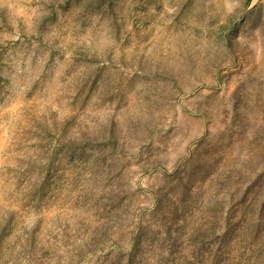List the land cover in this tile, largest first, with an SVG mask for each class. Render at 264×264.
<instances>
[{
  "label": "rangeland",
  "instance_id": "obj_1",
  "mask_svg": "<svg viewBox=\"0 0 264 264\" xmlns=\"http://www.w3.org/2000/svg\"><path fill=\"white\" fill-rule=\"evenodd\" d=\"M0 264H264V0H0Z\"/></svg>",
  "mask_w": 264,
  "mask_h": 264
},
{
  "label": "crops",
  "instance_id": "obj_2",
  "mask_svg": "<svg viewBox=\"0 0 264 264\" xmlns=\"http://www.w3.org/2000/svg\"><path fill=\"white\" fill-rule=\"evenodd\" d=\"M204 31H208V29L206 30H201V32H204ZM214 33H219L217 31H214ZM196 36L193 37V39L195 38ZM198 38V37H197ZM214 39V37H213ZM190 42V41H189ZM194 43H196L195 41H193ZM211 46V45H210ZM226 47V46H225ZM229 49V46L226 47V49ZM185 51L186 53L188 54L186 57H184L185 59L189 60L191 59V55L193 53V43L190 42V44H185ZM210 49L212 51H215V49L217 51H220L221 50V59L224 58L225 55H229L227 53H224V49L223 47L221 46H212L210 47ZM180 52H181V55L180 57H182V47L180 48ZM228 57V56H227ZM229 58V57H228ZM192 64V63H191ZM175 78V83H174V87L177 91H179L178 87H181L182 84L180 83H176V80L177 81H181L182 79H193L195 80L196 77H191V76H187L186 73H182V71H178L177 72V76H174ZM215 79V78H213ZM179 84V85H177ZM186 111V110H185ZM183 111L182 108H180L179 110H175L174 107H172L169 112L172 113V115L170 117H168V121H166V119H164V117H162L161 120H159L156 125H152L151 128L152 129H156V128H163V129H166L169 127H173V126H176V125H179L181 126L182 124L184 125V129H185V137L184 139L180 140L178 142V145H179V150L176 151V149H173L172 147H169L170 146V138L171 136L169 135L167 137V139H162L163 141H156L155 139L152 141L151 145H154V146H157L156 149L159 150V151H163V152H166V153H171V156L170 158L168 159V161H161V160H157L158 162L156 163L157 167L159 168H169V167H174L176 165V163L180 160L183 159V157L186 155V146L188 144H190L194 139L195 137H197V133H198V127H199V124H201V126H203V123H204V118H203V115L201 116V118H199L196 114L192 115L193 111ZM178 113V114H177ZM177 114V115H176ZM173 118V121L172 123L169 121ZM150 141V137L147 138V142L146 143H149ZM181 145H185V149L183 152H181ZM171 152H169V151ZM173 151V152H172Z\"/></svg>",
  "mask_w": 264,
  "mask_h": 264
}]
</instances>
